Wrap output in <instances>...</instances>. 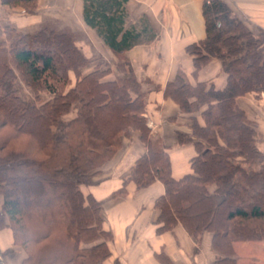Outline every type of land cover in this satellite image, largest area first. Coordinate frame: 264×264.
I'll return each mask as SVG.
<instances>
[{
	"label": "trees",
	"instance_id": "1",
	"mask_svg": "<svg viewBox=\"0 0 264 264\" xmlns=\"http://www.w3.org/2000/svg\"><path fill=\"white\" fill-rule=\"evenodd\" d=\"M37 1L2 4L33 15ZM121 1L93 0L85 6V23L99 26L115 57L125 62L128 51L152 44L157 35L147 18L124 32ZM203 16L206 39L186 50L193 75L216 60L227 84L191 85L179 70L166 87V98L188 121V133L177 132L178 143L196 151L192 173L181 179L172 175L167 148L152 136L143 83L134 74L110 79L112 71L99 64L83 76L93 60L51 22L23 31L0 27V229L7 218L14 248L25 252L22 264H105L111 258L113 234L104 229L103 203L84 188L134 134L145 154L114 197L126 196L130 183L142 190L161 182L166 192L155 204L158 234L179 226L198 242L212 234V264H241L235 243L264 242L263 137L237 104L248 94H264V30L252 31L224 0L206 1ZM70 72L77 76L71 88ZM23 86L54 98L39 104L38 97L23 96Z\"/></svg>",
	"mask_w": 264,
	"mask_h": 264
},
{
	"label": "crops",
	"instance_id": "2",
	"mask_svg": "<svg viewBox=\"0 0 264 264\" xmlns=\"http://www.w3.org/2000/svg\"><path fill=\"white\" fill-rule=\"evenodd\" d=\"M93 0H38L36 13L29 15L22 8H0V27L13 26L19 30H30L52 22L62 27V21H76V26L84 29L90 39L88 44L77 43L81 50L89 56V52H100L115 57L113 51L102 38L99 26H88L85 23V6L92 5ZM209 0H122L119 4V15H127L128 22L124 32L141 18H147L157 35L150 45H138L125 54L130 73L143 83L146 94V118L152 130V136L159 139L167 148L172 163V175L181 179L192 173L191 159L196 155L193 145L181 146L177 132L188 133L187 117L181 114L180 107L166 98L165 90L170 82L177 78L179 70H183L191 85L201 82L214 83L218 89L225 88L227 77L222 74V65L213 61L203 69L198 77H194V61L187 53V48L206 39V23L203 7ZM243 20L248 27L257 32L264 30V0H224ZM124 17V18H125ZM66 25V24H65ZM66 27H69V25ZM101 32V33H100ZM123 34V33H122ZM103 56V55H102ZM117 59V58H116ZM92 62L84 74L99 65ZM112 79L125 78L118 67L113 65ZM238 106L257 124L262 135L261 149L264 150V94L257 97L248 94L237 99ZM201 126L205 123L198 114ZM145 154L137 134L123 141V147L99 173L92 177V186L84 188L85 194H91L103 203L104 229L111 231L114 240L111 243L112 256L106 264H212L216 254L212 251V234L206 233L201 242L179 226L173 232L157 233L156 221L159 217L155 209L156 201L166 190L161 182L138 190L136 185L127 186V195L114 197L124 188V179L130 168ZM210 193L218 201L216 187L209 188ZM3 211V199L0 198V215ZM262 243V242H258ZM240 244L235 247L237 260L241 264H262L257 259L262 255L239 251ZM239 245V246H238ZM14 235L9 220L4 218V227L0 229V261L12 264L3 254L14 248ZM245 248V247H244ZM251 257V258H250ZM166 259V263L162 260ZM250 258V262L244 259ZM25 259L21 249L15 264ZM264 260V258H262ZM257 261V262H256Z\"/></svg>",
	"mask_w": 264,
	"mask_h": 264
},
{
	"label": "rangeland",
	"instance_id": "3",
	"mask_svg": "<svg viewBox=\"0 0 264 264\" xmlns=\"http://www.w3.org/2000/svg\"><path fill=\"white\" fill-rule=\"evenodd\" d=\"M54 21H52L50 24H53V26H55L54 25V23H53ZM68 26L69 25V27H66V25ZM62 33H67V34H69L70 36H72V38H74L75 39V41H76V45H77V43L78 42H80V41H83L85 44H88L90 41V39L87 37V35H86V33H85V31H84V29H82L80 26H76V21H62ZM77 47L79 48V49H81L78 45H77ZM98 51V50H97ZM97 51H95V52H89L88 54H89V56H87L86 54H84V56H86V58L88 59V60H93L94 62H97V64H98V62H100V60L102 61L100 64H102V68H109L111 71H112V74H111V76H109V78L110 79H112L113 77H112V75L114 74L113 73V65H115V66H120V68H121V71H120V68L118 67V69H119V71H120V73L121 74H124V75H129V73H130V71H129V69H128V66H127V64H126V62H127V59H126V61L125 62H122L121 60H119V59H116V58H114V57H112V56H106V54H101L100 52H97ZM83 52V51H82ZM84 53V52H83ZM103 55V56H102ZM86 71V68L85 69H83L82 70V75L84 76V72ZM69 76H70V81H71V86H70V88L71 87H73V86H75V84H76V82H77V76H76V74L74 73V72H70L69 73ZM22 94H23V96L25 97V98H27V99H31V100H35L36 99V97H38V99H39V104H44V103H46V102H48V101H50L51 99H53L54 98V95H52V94H50V93H48V92H46V91H44L43 89H41V88H39L38 87V89L37 90H32V89H30V88H27V87H25V86H23V89H22ZM73 116L74 115H70L69 117H68V119H70V118H73ZM148 123H149V121H148ZM135 164V163H134ZM133 167V166H132ZM131 167V168H132ZM130 168V169H131ZM130 171V170H129ZM129 174V173H128ZM143 190V189H142ZM0 198H2L1 196H0ZM3 199V198H2ZM4 202V201H3ZM107 231V230H106ZM113 234V233H112ZM113 240H114V235H113ZM113 242V241H112ZM111 242V243H112ZM111 243H110V247H111ZM239 243H246V242H239ZM247 243H250V244H247L246 246L245 245H242V244H240V247H239V251H241L242 252V254H246L247 252H249V253H251V254H257L258 253V255L260 254V256L262 255V250H261V248H258L257 246L258 245H260V246H264V242H262V243H258V242H247ZM236 244H238V243H235L234 244V249H235V247L237 246ZM256 244H257V246H256ZM239 246V245H238ZM245 247V248H244ZM22 251V250H21ZM19 252H20V249L19 248H13L12 250H7L5 253L6 254H8L6 257H5V259L6 260H10V259H12L11 260V263L12 264H15L16 262H15V259H17V256H18V254H19ZM4 253V254H5ZM22 253L24 254L25 252L24 251H22ZM251 258V257H250ZM250 258H247V259H244V258H242V259H244V260H246L245 262H250L251 260H250ZM262 258H264V257H262ZM262 258H258L257 260L259 261V262H261L262 264H264V260L262 259ZM257 262V261H256ZM23 263V261L21 260H19L18 262H17V264H22ZM105 264H106V262H105Z\"/></svg>",
	"mask_w": 264,
	"mask_h": 264
},
{
	"label": "built area",
	"instance_id": "4",
	"mask_svg": "<svg viewBox=\"0 0 264 264\" xmlns=\"http://www.w3.org/2000/svg\"><path fill=\"white\" fill-rule=\"evenodd\" d=\"M3 4H2V0H0V8H2Z\"/></svg>",
	"mask_w": 264,
	"mask_h": 264
},
{
	"label": "water",
	"instance_id": "5",
	"mask_svg": "<svg viewBox=\"0 0 264 264\" xmlns=\"http://www.w3.org/2000/svg\"><path fill=\"white\" fill-rule=\"evenodd\" d=\"M1 262V261H0Z\"/></svg>",
	"mask_w": 264,
	"mask_h": 264
}]
</instances>
